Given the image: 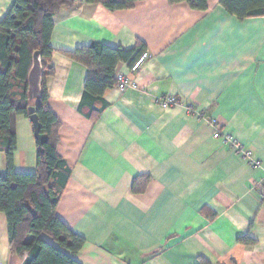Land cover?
<instances>
[{
	"label": "crops",
	"instance_id": "obj_1",
	"mask_svg": "<svg viewBox=\"0 0 264 264\" xmlns=\"http://www.w3.org/2000/svg\"><path fill=\"white\" fill-rule=\"evenodd\" d=\"M13 3L0 0V21ZM93 42L132 50L131 58L141 44L150 57L137 87L107 89L105 109L90 121L78 110L87 69L61 51ZM50 45L53 74L44 86L60 123L57 152L71 169L56 215L85 240L73 257L81 264H196L201 256L211 264H264V202L255 187L264 175V16L239 20L220 0H207L205 10L168 0L113 11L83 2L53 16ZM164 95L183 104L162 109ZM211 119L261 166L214 138ZM14 129L13 168L33 172L29 115H17ZM140 175L148 180L137 192ZM246 237L252 242H241ZM23 263L10 253L0 212V264Z\"/></svg>",
	"mask_w": 264,
	"mask_h": 264
},
{
	"label": "trees",
	"instance_id": "obj_2",
	"mask_svg": "<svg viewBox=\"0 0 264 264\" xmlns=\"http://www.w3.org/2000/svg\"><path fill=\"white\" fill-rule=\"evenodd\" d=\"M138 0H14L0 21V152L5 154V172L0 173V212L7 222L10 253L24 259L23 264H81L73 256L85 243L56 215V206L70 178L71 169L57 152L60 123L48 107L44 78L53 74L50 45L53 16L61 8H72L85 2L101 4L108 10L131 8ZM185 2L192 9L205 10L207 0H168ZM220 5L239 20L264 16V0H220ZM40 52L43 68L42 94L30 100L27 75L32 55ZM142 45L139 46V53ZM132 50L113 48L99 42L61 51L87 69L79 112L95 121L107 103L104 92L116 85L114 72L120 62L129 63ZM34 106L39 133L46 135L41 145L36 141V165L33 172H16L13 155L16 150L14 120L28 116ZM142 180V184H141ZM148 180L140 175L133 190L141 192ZM49 238L50 241L47 239ZM249 243L252 240L240 239ZM196 264H211L198 257Z\"/></svg>",
	"mask_w": 264,
	"mask_h": 264
},
{
	"label": "built area",
	"instance_id": "obj_3",
	"mask_svg": "<svg viewBox=\"0 0 264 264\" xmlns=\"http://www.w3.org/2000/svg\"><path fill=\"white\" fill-rule=\"evenodd\" d=\"M150 57L149 52L142 51L139 54H137L128 64H127V72H116L114 77L116 80L115 87L119 91H125L129 88H136V76L139 73L142 66L145 64V62ZM159 106L162 109H169L177 105H182L183 102L177 98L174 95H164L161 98H159ZM186 109L188 111H192V108L189 106H186ZM200 117H203V114H198ZM211 124H213L215 128V132L213 134L214 138H221L223 143L228 145L229 149L235 152L237 155L242 157L249 166L252 168H257L261 166L260 160H258L254 155L253 152L247 148L244 147V145L238 141L236 138L232 136V134H222L220 131L219 124L215 119H211ZM257 193L259 196V199L261 202H264V175L260 178V180L256 183Z\"/></svg>",
	"mask_w": 264,
	"mask_h": 264
},
{
	"label": "water",
	"instance_id": "obj_4",
	"mask_svg": "<svg viewBox=\"0 0 264 264\" xmlns=\"http://www.w3.org/2000/svg\"><path fill=\"white\" fill-rule=\"evenodd\" d=\"M43 68L41 65L40 52L35 51L32 55V65L27 75V93L30 100L37 99L42 94ZM29 118L32 122L34 137L39 145L46 142V135L39 133V122L35 113V107H28Z\"/></svg>",
	"mask_w": 264,
	"mask_h": 264
}]
</instances>
